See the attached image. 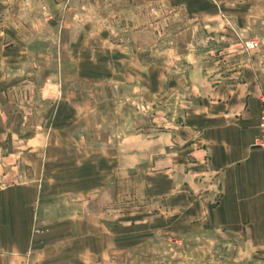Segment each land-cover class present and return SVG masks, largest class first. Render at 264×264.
<instances>
[{
    "label": "rangeland",
    "instance_id": "374dc122",
    "mask_svg": "<svg viewBox=\"0 0 264 264\" xmlns=\"http://www.w3.org/2000/svg\"><path fill=\"white\" fill-rule=\"evenodd\" d=\"M25 3L33 28L72 44L40 94L55 101L63 88L75 90L82 105L76 127L59 129L77 138L57 144L62 179L78 172L79 191L67 195L88 200L78 214L93 216L78 223L79 234L93 232L95 247L79 264H259L246 240L233 237V223L215 221L219 192L183 185L181 153L173 179L165 170L118 173L117 158L153 144L181 152L185 126L209 90L206 75L209 84L229 83L231 73L264 78V0Z\"/></svg>",
    "mask_w": 264,
    "mask_h": 264
},
{
    "label": "crops",
    "instance_id": "0c3cea01",
    "mask_svg": "<svg viewBox=\"0 0 264 264\" xmlns=\"http://www.w3.org/2000/svg\"><path fill=\"white\" fill-rule=\"evenodd\" d=\"M30 9L25 0H0V264H79L78 256L94 255L95 247L88 241L93 232L79 234L78 223H92L93 216L78 214L88 200L68 197L79 191L78 172L71 168L68 181L62 179L57 144L77 138L59 129L76 127L82 105L75 90L63 88L55 101L40 94L42 80L60 72L50 66L62 67L61 50L72 44L33 28ZM206 76L209 90L185 126L182 151L153 144L125 152L117 158L118 173L165 170L173 179L181 153L183 185L219 192L215 221L233 223V237L246 240L245 249L264 264V149L254 146L264 78L238 81L231 73L229 83L209 84Z\"/></svg>",
    "mask_w": 264,
    "mask_h": 264
},
{
    "label": "built area",
    "instance_id": "2783aa9c",
    "mask_svg": "<svg viewBox=\"0 0 264 264\" xmlns=\"http://www.w3.org/2000/svg\"><path fill=\"white\" fill-rule=\"evenodd\" d=\"M262 109L259 121V133L254 140V146L264 149V93L261 95Z\"/></svg>",
    "mask_w": 264,
    "mask_h": 264
}]
</instances>
